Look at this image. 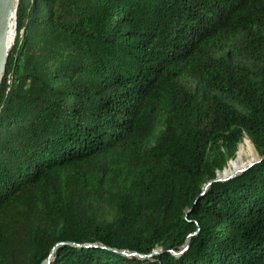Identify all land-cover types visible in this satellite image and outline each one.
<instances>
[{
    "label": "trees",
    "instance_id": "16d2710c",
    "mask_svg": "<svg viewBox=\"0 0 264 264\" xmlns=\"http://www.w3.org/2000/svg\"><path fill=\"white\" fill-rule=\"evenodd\" d=\"M246 136L262 159L215 180ZM58 242L49 264H264V0H19L0 264Z\"/></svg>",
    "mask_w": 264,
    "mask_h": 264
},
{
    "label": "water",
    "instance_id": "95a60500",
    "mask_svg": "<svg viewBox=\"0 0 264 264\" xmlns=\"http://www.w3.org/2000/svg\"><path fill=\"white\" fill-rule=\"evenodd\" d=\"M18 5H19V0H0V84L2 82L3 76L5 75L6 72V67L8 63V58L10 54V50L14 44L15 38H16V13L18 10ZM14 25L15 27V37L13 39V42L10 43L9 41V28L11 25ZM261 158H259L256 162H258ZM256 162L251 163L250 165L243 167V168H237L234 170L232 173H228V176H223V177H217L215 180H228L239 173L245 171L248 169L250 166L254 165ZM212 182V181H211ZM209 182L204 189L207 188V186L211 183ZM67 243V242H58L52 249L50 255L48 256L45 264H49L54 256V252L56 250V247L59 246L60 244ZM74 244V243H73ZM190 245L189 240L186 242L185 246L179 250V251H173V254L178 255L183 253L184 250L188 249ZM103 247H108L109 246H104ZM114 251L120 252L122 254L131 256V255H137L140 258H145V257H150L154 254H159L162 252V250L155 249L151 253L147 254H141L136 251H131L128 249H116L112 248Z\"/></svg>",
    "mask_w": 264,
    "mask_h": 264
},
{
    "label": "rangeland",
    "instance_id": "374dc122",
    "mask_svg": "<svg viewBox=\"0 0 264 264\" xmlns=\"http://www.w3.org/2000/svg\"><path fill=\"white\" fill-rule=\"evenodd\" d=\"M247 138H248V140H247ZM244 142H246V144L248 143V142H250L251 144L250 145H248V149H246V151L247 152H245L243 155H240L239 153H238V151H239V149H238V151H237V155H236V157L235 158H233V159H231V160H229L228 161V164L225 166V168L222 170V171H220L219 173H218V176L219 177H223V176H228L229 174H225V170L227 169V168H229V165L232 163V162H235V163H238V164H240V165H242V163H243V165H245V166H242V167H239V168H243V167H246V166H248V165H250L251 163H253V162H256L259 158H260V154H259V152H258V150L256 149V147H255V145H254V143L252 142V140L248 137V136H246V138L244 139ZM243 142V143H244ZM242 143V144H243ZM241 144V145H242ZM240 145V146H241ZM240 148V147H239ZM256 152V153H255ZM248 157V158H247ZM246 161V162H245ZM234 170H236V169H233L231 172H229V173H232ZM242 173V172H241ZM240 174V173H239ZM217 176V177H218Z\"/></svg>",
    "mask_w": 264,
    "mask_h": 264
},
{
    "label": "bare ground",
    "instance_id": "6f19581e",
    "mask_svg": "<svg viewBox=\"0 0 264 264\" xmlns=\"http://www.w3.org/2000/svg\"><path fill=\"white\" fill-rule=\"evenodd\" d=\"M8 37H9V41H10V43L13 42V39H14V37H15V27H14L13 24H12V25L10 26V28H9V34H8ZM247 140H248V138H247ZM247 144L250 145L251 143L248 142ZM247 144H246V142H244V143L240 146L239 151H238V153H239L240 155H243L245 152H247V151H246V149H248V145H247ZM255 153H256V152H255ZM247 158H248V157H247ZM245 162H246V161H245ZM242 166H245V165H243V163H242V165H240V164H238V163L232 162V163L229 165V168H227V169L225 170V174H228V173L231 172L233 169H237V168L242 167Z\"/></svg>",
    "mask_w": 264,
    "mask_h": 264
}]
</instances>
